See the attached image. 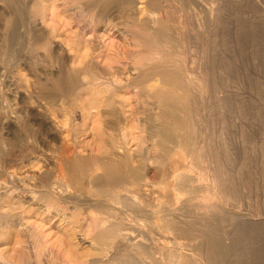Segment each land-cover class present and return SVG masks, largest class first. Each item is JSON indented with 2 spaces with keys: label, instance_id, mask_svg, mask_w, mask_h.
Segmentation results:
<instances>
[{
  "label": "bare ground",
  "instance_id": "6f19581e",
  "mask_svg": "<svg viewBox=\"0 0 264 264\" xmlns=\"http://www.w3.org/2000/svg\"><path fill=\"white\" fill-rule=\"evenodd\" d=\"M25 1L0 0V264H257L264 216L239 208L253 187L264 206V143L254 186L249 125L233 148L201 116L232 109L235 67L202 39L223 8L197 25L198 0Z\"/></svg>",
  "mask_w": 264,
  "mask_h": 264
},
{
  "label": "rangeland",
  "instance_id": "374dc122",
  "mask_svg": "<svg viewBox=\"0 0 264 264\" xmlns=\"http://www.w3.org/2000/svg\"><path fill=\"white\" fill-rule=\"evenodd\" d=\"M184 1V0H183ZM201 1V2H200ZM210 1V3H209ZM244 1V2H243ZM16 2L18 4H20V8L22 9V11H24L26 13V10L27 9V6H26V1L25 0H16ZM30 3V2H29ZM173 2L169 1V4L171 5ZM197 5L195 7L196 11H197V25H198V20L200 21L202 18L205 17V12L207 13V9L208 7H222L223 8V11L222 13L220 12L219 15L220 18H222L221 20H225V22H221L219 24V26H215L213 27L212 31L206 35V37L204 36L202 39L203 41L205 42L206 39L207 41L209 40H213V37H214V42L211 41L210 44L213 42V47L209 44L208 46V49L210 47V51L214 52L216 57H224V58H229L228 60L232 63V65H234L235 69H232L233 71H231L232 74H226L224 75V77L222 78L221 81V85H223V87L226 89V94L228 96L229 99H231V107L232 109H230V113H229V110H224V109H221L220 112H214L212 110V108H205V113H202L204 109H202L201 111V116H203L202 118H204L205 120L209 119L213 122H216L214 123V127H215V130L217 128V130L219 128H229L228 130H230L229 132L231 134H235V135H229L230 137V143L232 142V144H230V146H232L233 148H236L234 147V144L235 146L237 145V148L241 147L240 144V136H241V132L240 131H237V128L238 130H241L242 128H245L246 132H248V135L251 137L250 139H252V141L250 142V145L249 144H246L245 145V148L248 146H250L248 149L244 148L243 146L241 148L245 149L244 150V153L245 154H249L248 156L245 155L246 158H244L241 163H243V161H245L247 163L246 165V170L247 172L249 173L248 175L251 176L254 175V182H253V185L255 186V183L260 180V178H258L259 176L258 175H255L256 174V171H257V168L259 167L260 163H261V158L259 156V143H264V125L262 124L264 122V72L262 70V67H261V70H260V66L261 64H257L258 62L260 63V61H258L255 57H254V54H255V51H258L259 49L264 52V0H198L197 2ZM227 3V4H226ZM214 4V5H213ZM228 5V6H227ZM30 6V5H29ZM172 6V5H171ZM177 6H178V3H173V9L172 10H175L177 12L180 11V9H177ZM205 7V8H204ZM210 7V8H211ZM236 7V8H235ZM175 8V9H174ZM203 9H206V10H203ZM261 9V10H260ZM190 11V9L188 10ZM255 11V12H254ZM257 11V12H256ZM203 12V13H202ZM230 12V13H229ZM187 13V10L186 12H182V14H186ZM200 13V14H199ZM239 14V15H238ZM241 14V15H240ZM201 19H200V18ZM66 21L68 18H64ZM2 21V22H1ZM69 22L71 21L70 19L68 20ZM81 19L80 18H76V20H74V30L78 31L77 30V26L78 24H82L83 22H80ZM231 22V23H230ZM246 22V23H245ZM1 23H3V20L2 18H0V25H2ZM227 23V24H226ZM222 26V27H221ZM261 27V29H260ZM232 28V29H231ZM257 28V29H256ZM240 29V30H239ZM249 29V30H248ZM258 30V31H257ZM261 30V31H260ZM1 27H0V32H1ZM246 31V32H245ZM229 32V33H228ZM235 32V33H234ZM261 32V34H260ZM240 33V34H238ZM259 33V34H258ZM263 33V34H262ZM2 33H0V37H2L1 35ZM217 36H216V35ZM210 35V36H209ZM212 35V36H211ZM229 35V36H228ZM216 36V38H215ZM221 36V37H220ZM224 36V37H223ZM241 36V37H240ZM259 38H258V37ZM210 37V38H209ZM236 37V38H235ZM248 37V38H247ZM254 37V38H253ZM209 38V39H208ZM220 38V39H219ZM258 38V40H257ZM223 39V40H222ZM226 39V40H225ZM238 39V40H237ZM255 39V40H254ZM222 41V42H221ZM225 41H227V43H225ZM261 41V42H260ZM194 42V41H193ZM199 42V43H198ZM243 42V43H242ZM253 42H255L253 44ZM202 42L199 41V38L197 37V58L200 56L201 52H203L205 49L202 48V46H205L206 42L202 45L201 44ZM215 43V44H214ZM224 43V44H223ZM261 43V44H260ZM182 44V45H181ZM180 45L182 46L183 48V52H185V55L188 57L186 58L185 56V59L184 61H186V59H190L191 60V56H190V50H188V53L186 54L187 52V49H190V48H187V46L189 47V45H183V43H181ZM200 44V45H199ZM218 44V46H217ZM222 44V45H221ZM226 44V45H225ZM245 44V45H244ZM250 44V45H249ZM221 45V46H220ZM233 45V46H232ZM236 45V46H235ZM186 46V48L184 47ZM240 46V47H239ZM202 48L199 49V48ZM222 47V48H221ZM227 47H229L227 49ZM237 47V48H236ZM242 47V48H241ZM245 47V48H244ZM255 47V49H254ZM181 48V49H182ZM231 48V49H230ZM252 48V49H251ZM259 48V49H258ZM186 51H185V50ZM224 49V50H223ZM254 49V50H253ZM201 52H200V51ZM238 50V51H237ZM240 50H243V51H240ZM245 50V51H244ZM249 50V51H248ZM42 51V50H40ZM200 54H199V52ZM218 51V52H217ZM223 51V52H222ZM220 52V54H218ZM234 52V53H233ZM238 52V53H237ZM242 52V53H241ZM41 54H43V51L40 52ZM225 53V54H224ZM252 53V54H250ZM222 54H224L225 56H223ZM239 54V55H238ZM248 54V55H247ZM199 55V56H198ZM219 55V56H218ZM238 55V56H237ZM235 56V57H234ZM241 56V57H240ZM246 56V57H245ZM232 58V59H231ZM240 58V59H239ZM252 58V59H251ZM244 59V60H243ZM253 59L254 62H253ZM190 60H187L185 64H188V66H191L190 64ZM233 61V62H232ZM249 61V62H248ZM258 61V62H257ZM189 62V63H187ZM243 62V63H242ZM253 62V64H251ZM246 63V64H245ZM248 63V64H247ZM256 64V65H255ZM250 65V66H249ZM259 65V67H258ZM244 66V67H243ZM233 67V68H234ZM240 70H239V69ZM246 68V69H245ZM239 70V71H238ZM235 71V72H234ZM253 72V74L251 72ZM261 71V72H260ZM243 72V73H242ZM263 72V73H262ZM235 73V74H234ZM249 73V74H248ZM258 74V75H257ZM235 75V77H234ZM261 75V76H260ZM229 76V77H228ZM233 76V77H232ZM241 76V77H240ZM246 76V77H245ZM237 77V78H236ZM244 77V78H243ZM251 77V79H250ZM253 78V79H252ZM256 78V79H255ZM225 79V80H224ZM248 79V80H247ZM230 80V81H229ZM233 80V81H232ZM246 80V81H245ZM226 81V82H225ZM250 82V83H249ZM260 84H259V83ZM227 84V85H226ZM243 84V85H242ZM247 85V86H246ZM259 85V86H258ZM227 86V87H226ZM254 86V87H253ZM262 88H261V87ZM248 87V88H247ZM261 89H260V88ZM231 88V89H230ZM241 88V89H240ZM256 88V89H255ZM259 89V91H258ZM250 90V91H249ZM239 92V93H238ZM247 92V94H246ZM258 92V93H257ZM242 93V94H241ZM240 94V95H239ZM245 94V95H244ZM252 94V95H251ZM242 95V97H240ZM260 95V96H259ZM230 96V97H229ZM235 96V97H234ZM258 96V97H257ZM238 97V99H237ZM206 99H208V96L206 97ZM204 98V100H205ZM251 98V99H250ZM253 98V99H252ZM257 98V99H256ZM260 98V99H259ZM236 101H235V100ZM246 99V100H244ZM259 99V100H258ZM263 99V100H261ZM210 100V99H209ZM233 100V102H232ZM238 100V101H237ZM245 102H244V101ZM253 100V101H252ZM256 100V101H255ZM258 100V101H257ZM203 101V98L202 100ZM199 101V103L201 102ZM1 98H0V107L2 106V103H1ZM254 102V103H252ZM202 103V102H201ZM206 103H209L208 100ZM205 103V106L207 105ZM241 103V104H240ZM234 104V105H233ZM253 104V105H252ZM257 104V105H256ZM243 105V106H242ZM208 106V105H207ZM250 106V108H249ZM256 106V107H255ZM210 107V106H208ZM234 107V108H233ZM249 109H247V108ZM253 109H252V108ZM236 108V109H235ZM260 108H261V112H258V110L260 111ZM263 108V109H262ZM145 110V109H144ZM144 110H138L139 112H142L141 114L138 113L136 114L137 117L140 116V118L142 117V119H144L145 117H148L147 113L149 112L148 110H146L147 112H145ZM212 110V111H211ZM224 110V112H223ZM234 110V111H233ZM209 111V112H208ZM239 111V112H238ZM214 112V113H213ZM244 112V113H243ZM252 112V113H251ZM263 112V115L261 114ZM207 113V114H206ZM216 113V114H215ZM218 113V114H217ZM225 113V114H224ZM242 113V114H241ZM212 114V115H211ZM223 114V115H222ZM235 114V115H234ZM238 114V115H237ZM241 114V115H240ZM249 114V116H248ZM260 114V115H259ZM144 115H146L145 117H143ZM208 115V116H207ZM218 115V116H217ZM222 115V116H221ZM229 116V119H228V116ZM243 115V116H242ZM255 116V118H254ZM207 117V118H206ZM222 117V118H221ZM245 117H247L245 119ZM263 117V118H262ZM136 118V117H135ZM211 118V119H210ZM215 118V120H214ZM224 118V119H223ZM228 120H227V119ZM254 118V119H252ZM258 119V120H257ZM261 119V121H260ZM241 120V122H240ZM244 120V121H243ZM208 121V120H207ZM221 121V122H219ZM224 121V123H223ZM243 122V124H241ZM246 122V125L244 126ZM216 124V125H215ZM221 124V125H220ZM224 125V126H223ZM254 125V126H253ZM257 125V126H256ZM136 126V125H135ZM138 126V125H137ZM226 126V127H225ZM228 126V127H227ZM241 126V127H240ZM244 126V127H243ZM256 126V127H255ZM231 128V129H230ZM241 128V129H240ZM254 128V129H253ZM113 129H118V127L116 128H113ZM249 129V130H248ZM258 129V130H257ZM263 129V130H262ZM115 130H112V132H115L113 134L115 135H118L120 133V131L117 132ZM236 130V131H235ZM248 130V131H247ZM250 131V132H249ZM257 131V132H256ZM261 131V133H260ZM263 131V132H262ZM111 132V133H112ZM233 132V133H232ZM238 132V133H236ZM91 131L89 132V134L86 135V139L87 141H90L94 140L93 136L90 134ZM118 133V134H117ZM257 133V134H256ZM238 134V135H236ZM253 134V135H252ZM262 134V135H261ZM255 135V136H254ZM259 135V136H258ZM146 136V134H145ZM237 136V137H236ZM258 136V137H257ZM236 137V138H235ZM256 137V138H254ZM93 138V139H92ZM233 138V139H232ZM257 139V140H256ZM237 140V142H236ZM259 140V141H258ZM235 141V142H234ZM257 141L259 142L258 145H257ZM253 142V143H252ZM256 143V146L255 144ZM263 145V144H262ZM264 146V145H263ZM258 147V148H257ZM2 148V149H1ZM255 148V149H254ZM0 152L3 151V137L2 135L0 134ZM257 150V151H255ZM247 153H246V152ZM259 159H258V157ZM251 156V157H250ZM253 156V157H252ZM247 158H253V159H248ZM258 159V160H257ZM257 162H254L256 161ZM252 161V163H251ZM237 162L239 163V160H237ZM258 166V167H257ZM255 172H254V171ZM254 172V173H253ZM251 178V177H250ZM252 178V180H253ZM257 178V179H256ZM256 180V181H255ZM241 187L243 186H240V190L242 189ZM246 188H243L241 190L242 194H243V198L244 199V202L242 203V206L239 208V212H243L242 214H250L248 216H251L253 215L254 213L257 214V213H260L262 214V216H264V206L261 205V202L263 200L262 196L260 195L261 192H259V194H257L258 192L257 191H254V187L253 188H247V192L245 190ZM252 190V191H251ZM245 191V192H244ZM250 191V192H248ZM244 192V193H243ZM260 196V197H259ZM250 200H248V199ZM253 202H252V201ZM256 200V201H255ZM248 203V204H247ZM259 206H260V209H259ZM247 207V208H246ZM259 209V210H258ZM257 210V211H256ZM238 211V210H236ZM235 211V212H236ZM260 211V212H259ZM257 212V213H256ZM253 213V214H252ZM259 231H262L261 229ZM259 237V238H258ZM258 238V239H257ZM252 242V243H250ZM247 243H250L249 244V247L247 250L252 253L253 251H255V248H258V250H261L263 253H264V233H260V234H253L252 237H250L249 239H247ZM254 244V245H253ZM253 245V246H252ZM253 248V249H252ZM260 248H263V249H260ZM252 249V250H251ZM247 251V253H249ZM257 251V249H256ZM251 260V261H249ZM248 262L249 264H254L255 261H253V258L251 259H248ZM251 262V263H250ZM257 262V261H256ZM257 264H264V257L259 260L257 262Z\"/></svg>",
  "mask_w": 264,
  "mask_h": 264
}]
</instances>
